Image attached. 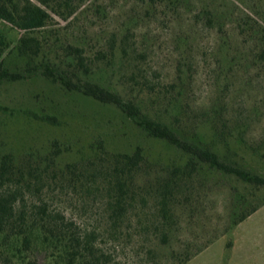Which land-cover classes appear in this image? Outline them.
I'll return each mask as SVG.
<instances>
[{"label": "rangeland", "instance_id": "obj_1", "mask_svg": "<svg viewBox=\"0 0 264 264\" xmlns=\"http://www.w3.org/2000/svg\"><path fill=\"white\" fill-rule=\"evenodd\" d=\"M99 1L110 5L106 17L98 16L94 10L87 12L88 2L80 10L78 19L64 21L54 15L46 28L32 35L43 40L51 36L55 40L59 34L66 43L82 44L91 56L98 50L108 51L109 39L115 36L116 59L111 65L115 76L110 80L123 95L147 107L154 106L152 100L164 90L165 84L179 82L178 67L185 85L176 87L174 92L187 93L188 101L197 108L209 104L212 98L219 96L221 89L226 91L224 83L231 82L227 92L222 93L229 102V117L250 123L245 146L233 144V147L243 156L241 162L246 167L264 176V157L252 150L264 139V61L259 67L240 69L236 74L229 72L228 79L219 76L225 68L224 47L233 51L237 48L242 55L251 53L252 46H245L238 37L234 20L246 14L264 26V0H184L177 3L176 8L170 0H161L156 8L148 7L142 0ZM207 9L218 15H234L221 32L218 19H213L215 23L211 26L207 25L204 13ZM1 27L16 45L22 32L5 24ZM128 29L130 48L124 54L122 40ZM24 64L15 54L6 62L11 70H18ZM105 66L104 62L96 60L94 69ZM145 79L150 82L149 86L145 85ZM159 106L158 103L152 108L163 114ZM28 109L39 114H56L60 124L50 125L28 118L23 114ZM54 140L62 143V148L70 149L64 154L65 161L93 153L91 144L95 146L99 140L114 152H131L140 145L153 159L173 162L182 157L177 149L147 137L113 105L101 104L81 94H68L42 77L2 84L0 151L43 152ZM151 174L154 176L153 172ZM138 182L141 185L137 192L147 196L148 186L144 187L143 181ZM196 182L192 201L178 212V224L170 230L167 243L163 242L161 231H155L153 226V199L148 203L137 199V215L131 214L117 236L108 231L111 229L106 199L100 198L96 204L86 206V198L81 199L79 192L69 190L56 198L55 209L63 211L82 228L98 230L99 246L108 255L109 264H179L187 251L195 252L216 236L218 239L186 264H264V205L233 232L222 235L229 221L235 190L246 195L254 191L260 201L264 199V188L255 189L233 176L216 177L203 184ZM172 253H177V257L173 258Z\"/></svg>", "mask_w": 264, "mask_h": 264}, {"label": "trees", "instance_id": "obj_2", "mask_svg": "<svg viewBox=\"0 0 264 264\" xmlns=\"http://www.w3.org/2000/svg\"><path fill=\"white\" fill-rule=\"evenodd\" d=\"M142 1L152 8L161 3V0ZM182 1L170 0L175 8ZM88 2L87 12L94 10L98 16L106 17L110 5L99 0H0V86L42 77L68 94H81L117 107L134 127L147 137L177 149L182 157L173 162L153 159L140 145L131 152H114L103 140L95 146L91 144L93 153L74 161H65L64 154L70 149L62 148V143L57 140L43 152L0 151V264H109L108 255L99 246L98 230L82 228L63 211L55 209L56 198L69 190L79 192L81 199L86 198V206L96 204L100 198L106 199L111 229L108 231L114 236L133 212L137 215L138 198L142 203L153 199V226L155 231H161L160 236L167 243L170 230L178 224V212L192 201L191 195L197 190L196 181L203 184L216 177L233 176L255 189L264 188V176L246 167L241 162L243 156L233 147V144L245 146L250 123L229 117V102L222 95L224 89L209 104L194 107L188 101L187 93L174 92L176 87L185 85L178 67L179 82L165 84L164 90L152 100V107L159 103L162 114L126 97L110 80L115 76L114 66L111 68L116 59L115 36L109 39L108 51L98 50L91 56L82 44L66 43L59 34L55 40L51 36L43 40L32 35L34 31L46 28L54 15L64 21L78 19L80 10ZM204 13L209 26L216 19L217 23L221 21L218 23L221 32L234 15H218L210 9ZM234 22L242 43L252 47L248 55H242L237 48L233 51L224 47L225 68L219 76L227 79L229 72L236 74L240 69L259 67L264 61V26L246 14H241ZM3 24L22 32L16 45L1 27ZM128 33L129 29L122 40L124 54L130 48ZM12 54L23 59L22 68L11 70L6 65ZM96 60L106 66L94 69ZM145 81L149 86L147 83L150 82ZM230 83H224L225 92ZM23 114L50 125L60 124L56 114H39L30 109L24 110ZM258 145L252 150L264 157V139ZM148 175L152 178H147ZM139 180L145 183L144 187L148 186L145 189L147 196L137 192L141 185ZM237 191L233 193L229 221L222 235L233 232L237 225L264 205V199L257 201L254 191L247 195ZM218 237L193 253L187 251L179 264H186ZM231 246L232 241L228 243V247ZM172 257L176 258L177 253H172Z\"/></svg>", "mask_w": 264, "mask_h": 264}]
</instances>
